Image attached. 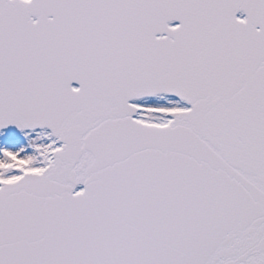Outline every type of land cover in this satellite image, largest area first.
<instances>
[{"label": "snow or ice", "instance_id": "snow-or-ice-1", "mask_svg": "<svg viewBox=\"0 0 264 264\" xmlns=\"http://www.w3.org/2000/svg\"><path fill=\"white\" fill-rule=\"evenodd\" d=\"M0 264H264V0H0Z\"/></svg>", "mask_w": 264, "mask_h": 264}]
</instances>
